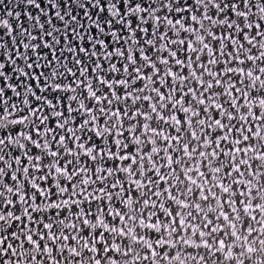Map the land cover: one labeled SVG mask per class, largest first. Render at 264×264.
<instances>
[{"label": "snow or ice", "instance_id": "obj_1", "mask_svg": "<svg viewBox=\"0 0 264 264\" xmlns=\"http://www.w3.org/2000/svg\"><path fill=\"white\" fill-rule=\"evenodd\" d=\"M0 30V264H264V0H0Z\"/></svg>", "mask_w": 264, "mask_h": 264}, {"label": "water", "instance_id": "obj_2", "mask_svg": "<svg viewBox=\"0 0 264 264\" xmlns=\"http://www.w3.org/2000/svg\"><path fill=\"white\" fill-rule=\"evenodd\" d=\"M0 35H2V30H0ZM7 39V38H6Z\"/></svg>", "mask_w": 264, "mask_h": 264}]
</instances>
